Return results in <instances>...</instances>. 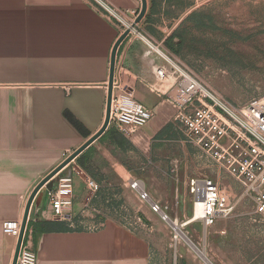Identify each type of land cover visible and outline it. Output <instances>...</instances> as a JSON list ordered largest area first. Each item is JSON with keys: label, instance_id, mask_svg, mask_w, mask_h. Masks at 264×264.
<instances>
[{"label": "crops", "instance_id": "crops-1", "mask_svg": "<svg viewBox=\"0 0 264 264\" xmlns=\"http://www.w3.org/2000/svg\"><path fill=\"white\" fill-rule=\"evenodd\" d=\"M103 1L128 22L141 9V0ZM173 1L146 0L135 26L153 46L177 54L184 41L177 29L186 15L181 10L175 17ZM122 33V25L90 0H0V264H12L16 246L2 233V223L21 222L39 181L102 127L111 51ZM146 49L133 33L119 44L113 83L151 110L152 119L129 135L108 126L68 164L74 180L71 226L52 219L41 194L24 233L37 264H149L145 237L101 220L76 197L81 180L90 178L88 165L122 178L130 172L112 153L133 154L173 124L170 93L157 83ZM121 138L130 148L120 147ZM54 221L57 227L48 224Z\"/></svg>", "mask_w": 264, "mask_h": 264}, {"label": "rangeland", "instance_id": "rangeland-1", "mask_svg": "<svg viewBox=\"0 0 264 264\" xmlns=\"http://www.w3.org/2000/svg\"><path fill=\"white\" fill-rule=\"evenodd\" d=\"M173 4L175 17L181 10L186 15L177 29L184 43L173 54L181 66L235 106L263 95L264 0H213L199 8L193 0H174ZM112 154L130 173L120 178L115 172L101 174L95 165H88L87 176L99 189L95 194L86 191L84 177L76 197L84 202V209L145 237L150 245L149 264H264V219L254 214L249 201L211 227L198 221L184 225L192 216L190 178L214 180L230 200L241 189L187 141L178 125L169 123L133 154ZM132 178L144 183L168 219L183 225L184 239L177 235L175 240L168 221L138 199L129 188Z\"/></svg>", "mask_w": 264, "mask_h": 264}, {"label": "built area", "instance_id": "built-area-1", "mask_svg": "<svg viewBox=\"0 0 264 264\" xmlns=\"http://www.w3.org/2000/svg\"><path fill=\"white\" fill-rule=\"evenodd\" d=\"M90 1L116 19L122 25L123 32L129 29V34L133 33L145 42L147 49L144 56L154 64L157 83L166 85L170 93L166 101L174 111L173 124L180 127L187 141L218 171L223 172L241 189L239 196L230 200L214 180L207 177L190 178L187 189L192 199L191 220L200 222L205 228L211 227L231 217L237 206L244 201H249L254 213L264 219V94L250 99L242 106L233 105L207 89L181 66L172 53L149 43L134 24L138 14L128 22L105 1ZM212 1L193 0L196 8ZM152 117V111L135 101L125 87L113 83L109 126L129 135L144 127ZM84 188L95 194L99 186L87 178ZM129 188L140 201L148 205L152 213L161 214L163 221L168 219L161 206L145 190L141 180H129ZM40 193L49 205L52 219L71 226L74 198L72 175L59 172L43 186ZM20 224V221H5L2 223V233L17 240ZM101 224L102 221L99 222ZM24 238L16 264H37L36 254L25 244ZM174 239H177L176 234Z\"/></svg>", "mask_w": 264, "mask_h": 264}, {"label": "water", "instance_id": "water-1", "mask_svg": "<svg viewBox=\"0 0 264 264\" xmlns=\"http://www.w3.org/2000/svg\"><path fill=\"white\" fill-rule=\"evenodd\" d=\"M146 12V0H141V9L134 21V24H137L141 21V19L144 17ZM129 35V29L125 30L121 36L118 38L116 43L114 44L111 56H110V65H109V78L107 83V96H106V109H105V119L103 122L102 127L99 129V131L94 134L92 137H90L85 143H83L78 149H76L71 155H69L60 165H58L55 169H53L50 173H48L44 178H42L39 183L34 187L32 190L25 208L23 217L20 224V232L19 236L16 240V246L14 251V256L12 260V264H16L18 252L23 240V236L26 229L27 224V218L30 212V209L32 208L36 213L38 212L40 208L41 203V193L40 190L43 188L45 184H47L51 179H53L59 172L63 171L65 175L69 176L70 172L69 170H65V168L72 162L83 150H85L94 140H96L109 126V110H110V99L112 94V86H113V76H114V64H115V54L116 50L119 46V44ZM208 261V260H207ZM209 263V262H208ZM210 264V263H209Z\"/></svg>", "mask_w": 264, "mask_h": 264}, {"label": "bare ground", "instance_id": "bare-ground-1", "mask_svg": "<svg viewBox=\"0 0 264 264\" xmlns=\"http://www.w3.org/2000/svg\"><path fill=\"white\" fill-rule=\"evenodd\" d=\"M166 221H168V223L170 224V226L172 227V229L174 230V233L176 235H181L182 237L181 238H185L183 233H182V230H181V227L183 226H180L176 220H172V219H167ZM193 222V219L191 220H188L184 225H188V224H191ZM195 249H197V252L200 256H202L203 258H206V255H205V252L203 250H199L198 248L195 247Z\"/></svg>", "mask_w": 264, "mask_h": 264}, {"label": "trees", "instance_id": "trees-1", "mask_svg": "<svg viewBox=\"0 0 264 264\" xmlns=\"http://www.w3.org/2000/svg\"><path fill=\"white\" fill-rule=\"evenodd\" d=\"M188 18H190V17H188ZM181 43H182V37H181ZM180 43V45H182ZM183 43H184V41H183ZM119 144H120V147L123 149V145L124 144H126L127 145V147L128 148H130V146H129V144L126 142V140L125 139H123V138H121L120 139V142H119ZM48 224H51V225H55L56 226V222L54 221V222H48ZM57 227V226H56ZM64 230H69L70 228H67V227H65V228H63Z\"/></svg>", "mask_w": 264, "mask_h": 264}]
</instances>
